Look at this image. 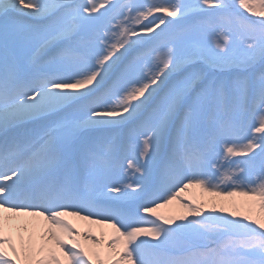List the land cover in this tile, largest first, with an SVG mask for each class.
Returning a JSON list of instances; mask_svg holds the SVG:
<instances>
[{"label": "snow or ice", "instance_id": "obj_1", "mask_svg": "<svg viewBox=\"0 0 264 264\" xmlns=\"http://www.w3.org/2000/svg\"><path fill=\"white\" fill-rule=\"evenodd\" d=\"M0 17V264H264V0ZM190 188L244 199L157 211Z\"/></svg>", "mask_w": 264, "mask_h": 264}, {"label": "rangeland", "instance_id": "obj_2", "mask_svg": "<svg viewBox=\"0 0 264 264\" xmlns=\"http://www.w3.org/2000/svg\"><path fill=\"white\" fill-rule=\"evenodd\" d=\"M150 19V18H149ZM5 24V20L3 17H0V28H2ZM151 26V25H149ZM102 31V29H101ZM124 155L130 156L131 153H125ZM121 163L123 167H118L114 169L110 174V179L113 182L126 184L129 182V177L125 175L124 168L127 167V159L121 157ZM193 195H196L197 200H202L205 205V210L207 211L211 204L214 202L217 205L225 204L227 205L229 201H241L243 197H225V196H217L208 193H201L197 188H190L187 192L181 193V197L183 200H173L171 204L158 209L157 211L168 216H176V215H185L191 218L188 209L182 206V203H186ZM237 211L244 212L246 209L244 207H239L236 209ZM86 214V213H85ZM69 219L79 228H91L96 234H99L100 231L103 229L105 232L107 231L106 228H103L101 225H89L87 221L80 220L79 218L69 217ZM149 219H153V217L149 216ZM179 222V221H177Z\"/></svg>", "mask_w": 264, "mask_h": 264}]
</instances>
